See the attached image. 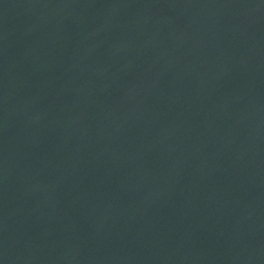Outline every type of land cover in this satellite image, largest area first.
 Segmentation results:
<instances>
[{
  "label": "water",
  "instance_id": "1",
  "mask_svg": "<svg viewBox=\"0 0 264 264\" xmlns=\"http://www.w3.org/2000/svg\"><path fill=\"white\" fill-rule=\"evenodd\" d=\"M0 264H264V0H0Z\"/></svg>",
  "mask_w": 264,
  "mask_h": 264
}]
</instances>
